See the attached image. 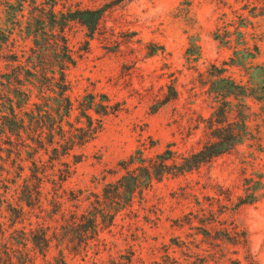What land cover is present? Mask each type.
Instances as JSON below:
<instances>
[{"label": "rangeland", "instance_id": "1", "mask_svg": "<svg viewBox=\"0 0 264 264\" xmlns=\"http://www.w3.org/2000/svg\"><path fill=\"white\" fill-rule=\"evenodd\" d=\"M39 1L48 9L55 5L62 14L102 9L95 29L78 19L65 29L76 59L68 69L76 106L63 123L69 128V122L74 126L86 122L77 100L91 94L98 103L108 100L111 112L104 116L91 111L95 124L103 120L102 130L64 159L74 169L63 194L71 199L67 201L70 208H74V193L83 196V208L91 207L98 197H110L109 184L133 167L130 161L138 150L157 163L161 162L159 154L173 150L176 157L171 164L198 152L210 138V118L217 106H232L230 121L239 122V128L247 123L243 142L236 148L191 172L154 180L152 186L137 192L133 203L112 222L102 219L100 239L91 242L87 252L76 254L66 249L67 262L232 264L239 260L241 264H264V100L237 95L227 104L219 95L225 93L230 79L240 85L249 83V70L234 60L240 56L235 51L244 50L243 38L251 48L258 44L261 49L255 59L245 61L247 66L264 65V15L251 17L253 5L249 3L263 4L264 0ZM33 8L27 4L21 10L18 0H0V44L6 42L8 30L16 28L17 32L0 54V188L9 192L11 202L5 203L2 220L12 235L9 242L18 264L23 226L29 228L32 223L35 227L45 213L26 206L31 214L20 223L14 209L26 198L25 184L36 191L34 174L41 163L36 156L49 161L51 154L41 151L34 132L10 135L8 130L19 124L11 109L28 125L34 124L31 117L40 116V109H57L9 106L11 65L16 64V58L28 60L34 47L20 26L24 31L28 26H42L32 16ZM242 14L251 20L243 29L245 36L237 33ZM55 22L49 17L45 26L52 27ZM216 34L230 36L231 41H221ZM258 78L254 82L259 83ZM57 118L52 112L47 124ZM44 191L46 212H56L51 202L56 190L47 183ZM58 255L54 246L48 259L55 262ZM39 264H46L41 257Z\"/></svg>", "mask_w": 264, "mask_h": 264}, {"label": "trees", "instance_id": "2", "mask_svg": "<svg viewBox=\"0 0 264 264\" xmlns=\"http://www.w3.org/2000/svg\"><path fill=\"white\" fill-rule=\"evenodd\" d=\"M18 2L21 10H24L27 4L32 5L35 11L32 16L36 17L42 26L41 28L28 26L25 31L20 26V31L25 32L32 39L34 47L31 48L32 53L28 60L16 58L14 60L16 64L11 65L12 73L7 77V87L11 89L8 98L9 106H57V109L54 107L51 108L52 110L49 109L50 111L47 108L40 109V116H32L34 124L29 125L20 119L14 108L11 109V115L16 121L19 120V124H15L14 129L8 130L10 135L20 137L23 130L34 132L41 151L44 150L46 154H51L49 161L43 160L42 156H36V159L41 158L40 166H38L40 170L34 174L37 182L36 191L33 193L31 186L25 184L26 198L20 204L17 203L18 208L14 209L15 216L21 219L20 223H25L24 220L28 219L27 216L31 214L26 206L38 207L45 213L37 220L35 227L29 223V228L26 226L22 228L20 264H39L40 257L46 264H69L65 258V250H72L76 254L82 251L87 252L91 242L100 239L101 222L107 219L112 222L118 212L133 203L137 192H143L152 186L154 180H160L165 175L177 176L191 172L203 163L210 162L215 157L233 150L243 142V131L246 130L247 123L244 121L245 128H239V122L230 121L233 114L232 106H217L210 118V138L198 152L183 156L182 162L174 161L171 164L169 161L175 160L176 157L173 150L159 154L157 157L161 160L159 163L153 158L145 157L143 151L138 150L136 155L139 156L134 155L130 161L133 167H127V174L113 184H109L112 188L108 191L110 197L105 196V199L98 197L91 207L83 208V196L74 193L72 198L74 208H70L67 201L71 199H65L63 194L67 191L65 184L72 176L74 169L69 163L64 162V159L76 147L86 146L94 140L102 130L103 120L99 119V124H95L91 111L102 113L104 116H108L111 112L108 100L98 103L95 96L91 94L89 98L77 100V106L81 109L82 117L87 119L86 122H82L81 126H74L69 122V128L63 123L64 116H70L76 106L71 97L73 86L68 79V69L75 65L76 59L70 49L65 29L71 20L76 19L88 25L91 30L95 29L102 16V9L76 10L70 14H62L56 10L55 5L48 9L39 0H18ZM249 3L253 5L251 17L264 15V3L253 4L251 1ZM60 14L61 17H59ZM241 16L244 20L237 27V33L245 36L246 32L243 29L249 26L251 20L243 14ZM49 17L53 18L54 22L56 20L52 27L45 26ZM15 29L7 31L8 38L6 42L0 44V54L5 50L4 44H7V41L17 33ZM216 38L226 43L231 41L230 36L224 37L221 34H216ZM243 43L245 46L243 52L236 50L235 53L240 56L234 60L238 65L245 66L249 70V83L240 85L236 84L234 79H230L225 93L219 94L225 99L223 103H231L229 99L237 95L264 100V65L247 66L245 63L247 59H255L260 54V46L256 44L254 48H251L244 38ZM192 45L200 49L197 42L192 41ZM256 72L259 75H256ZM256 77H259V83L254 82ZM260 79H263L262 83ZM35 98L38 101H35ZM96 106H102L104 110H99ZM52 112H55L60 119L57 118L51 124H47L46 119L51 117ZM171 166L176 171L171 170ZM47 183H51L56 190L51 200L56 207L54 213L46 212L48 198L44 190ZM10 202L8 190L0 188V264H18L14 261L13 247L9 242L12 235L8 234V226L2 220L5 203ZM248 202L251 201L244 200L243 203ZM59 220L61 223H54ZM54 246L59 249V255L55 257V262H52L48 256ZM232 264H241V262L233 260Z\"/></svg>", "mask_w": 264, "mask_h": 264}]
</instances>
